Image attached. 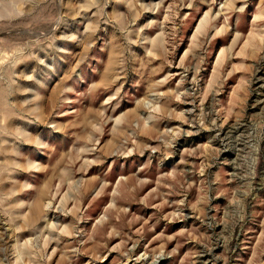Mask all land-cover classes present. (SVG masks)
Instances as JSON below:
<instances>
[{
  "label": "rangeland",
  "instance_id": "1",
  "mask_svg": "<svg viewBox=\"0 0 264 264\" xmlns=\"http://www.w3.org/2000/svg\"><path fill=\"white\" fill-rule=\"evenodd\" d=\"M0 264H264V0H0Z\"/></svg>",
  "mask_w": 264,
  "mask_h": 264
}]
</instances>
